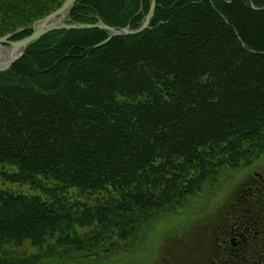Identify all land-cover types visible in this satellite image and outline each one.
Returning <instances> with one entry per match:
<instances>
[{"label": "trees", "instance_id": "16d2710c", "mask_svg": "<svg viewBox=\"0 0 264 264\" xmlns=\"http://www.w3.org/2000/svg\"><path fill=\"white\" fill-rule=\"evenodd\" d=\"M65 1L0 0V40ZM155 4L140 35L53 32L0 74V180L21 189L0 190V264L111 255L264 153L263 0ZM140 7L77 0L67 25L136 31Z\"/></svg>", "mask_w": 264, "mask_h": 264}, {"label": "rangeland", "instance_id": "374dc122", "mask_svg": "<svg viewBox=\"0 0 264 264\" xmlns=\"http://www.w3.org/2000/svg\"><path fill=\"white\" fill-rule=\"evenodd\" d=\"M254 172H264V153L245 168L223 171L218 177L221 180L206 187L199 199H188L179 210L152 220L141 232L139 241L136 236L134 241L118 243V249L115 248L111 255L65 264H187L189 256L197 252L202 235L206 234L202 224L218 201L235 199V191ZM0 190L14 192L21 189L0 180Z\"/></svg>", "mask_w": 264, "mask_h": 264}, {"label": "flooded vegetation", "instance_id": "af4514ba", "mask_svg": "<svg viewBox=\"0 0 264 264\" xmlns=\"http://www.w3.org/2000/svg\"><path fill=\"white\" fill-rule=\"evenodd\" d=\"M220 199L202 224L200 246L187 264H264V172H254Z\"/></svg>", "mask_w": 264, "mask_h": 264}, {"label": "water", "instance_id": "95a60500", "mask_svg": "<svg viewBox=\"0 0 264 264\" xmlns=\"http://www.w3.org/2000/svg\"><path fill=\"white\" fill-rule=\"evenodd\" d=\"M76 1L77 0H66L63 6L50 17L30 26L29 28L23 31L14 34L15 36L22 32H26V31L31 32V35L28 38L19 42H11L10 39L13 36L7 37L5 39H1L0 50H4L6 52V57L4 58L6 62L0 63V74H5L6 72H8L10 68L24 56L28 47L37 43L40 39L53 32L99 30L106 32L108 34L107 42H110L114 38L140 35L149 29L156 7L155 0H150V9L148 15L145 17L141 27L138 30L130 31L128 28H126L121 31H116L104 26L100 22L95 26L67 25L68 16L72 11ZM252 10L264 11V6L261 10H256L255 8L252 7ZM141 12H142V0H141V7L139 13Z\"/></svg>", "mask_w": 264, "mask_h": 264}, {"label": "bare ground", "instance_id": "6f19581e", "mask_svg": "<svg viewBox=\"0 0 264 264\" xmlns=\"http://www.w3.org/2000/svg\"><path fill=\"white\" fill-rule=\"evenodd\" d=\"M150 1V0H149ZM254 7V6H253ZM101 23V22H100ZM130 28V27H129ZM6 57V52L4 50H0V62H6L4 58Z\"/></svg>", "mask_w": 264, "mask_h": 264}]
</instances>
